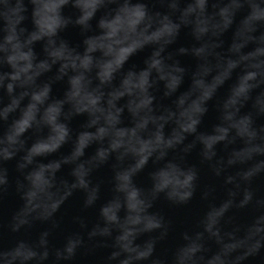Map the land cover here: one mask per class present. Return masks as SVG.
I'll return each mask as SVG.
<instances>
[{
	"label": "clouds",
	"instance_id": "1",
	"mask_svg": "<svg viewBox=\"0 0 264 264\" xmlns=\"http://www.w3.org/2000/svg\"><path fill=\"white\" fill-rule=\"evenodd\" d=\"M86 259L264 264V0H0V264Z\"/></svg>",
	"mask_w": 264,
	"mask_h": 264
},
{
	"label": "water",
	"instance_id": "2",
	"mask_svg": "<svg viewBox=\"0 0 264 264\" xmlns=\"http://www.w3.org/2000/svg\"><path fill=\"white\" fill-rule=\"evenodd\" d=\"M67 38L69 40L75 39V33L74 31H69ZM56 90V86H54V91ZM12 162H8L9 167L11 166ZM11 207V197L5 196V207L4 211L6 212L8 208ZM196 204L195 199L193 201V208L192 211L195 210ZM80 209V200L77 196L70 197L68 201H66V204L62 206L61 212L63 213V224L64 226H68L71 220V217L79 212ZM165 211L168 212L170 215L173 216L175 221L177 222V226H179L180 222L185 219L186 216L190 214L188 209L184 208H175V209H167L165 208ZM102 255V253H98L96 258H93L95 260L99 259V256ZM84 264H89V260L86 259L84 261Z\"/></svg>",
	"mask_w": 264,
	"mask_h": 264
}]
</instances>
